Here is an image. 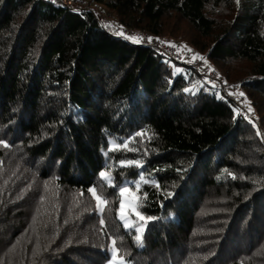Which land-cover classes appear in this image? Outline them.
Wrapping results in <instances>:
<instances>
[{
    "label": "trees",
    "instance_id": "trees-1",
    "mask_svg": "<svg viewBox=\"0 0 264 264\" xmlns=\"http://www.w3.org/2000/svg\"><path fill=\"white\" fill-rule=\"evenodd\" d=\"M84 1L189 44L258 123L93 11L0 0V264H106L111 241L124 264H264V0ZM128 183L146 220L125 227Z\"/></svg>",
    "mask_w": 264,
    "mask_h": 264
},
{
    "label": "rangeland",
    "instance_id": "rangeland-1",
    "mask_svg": "<svg viewBox=\"0 0 264 264\" xmlns=\"http://www.w3.org/2000/svg\"><path fill=\"white\" fill-rule=\"evenodd\" d=\"M93 8H95L99 14L97 16H99V18H101L102 16H105V17H111L115 20V16L114 15H111L109 13H104L102 11V8H99V7H96L95 5H92ZM115 23H118L117 20L114 21ZM171 26V25H170ZM125 28V27H123ZM129 29V28H127ZM130 29H133V28H130ZM134 32H136V38H139L140 37V34L139 33H142V34H146L145 32L143 31H140V30H134ZM175 31V30H174ZM138 32V33H137ZM191 34V32H184V35H187V37ZM147 35H144L143 37L145 38H148L146 37ZM181 36V35H179ZM172 38L169 37V35L166 33V36L162 37V38H155V39H158V41H160L162 44H166V45H169L171 46L173 49H176L178 52L184 54V55H188L189 56V59L190 61L194 62V63H199L201 64V71L202 73H205V71H208L207 74L211 76L212 73L214 78L216 77V80H213L214 83L216 84H219L220 87L222 89L225 90V92H227V94L231 95L232 97H235L236 101H237V104L241 110V112H243L248 118L255 120L257 123L258 121L256 120L257 119V115L255 114V111L251 109L250 107V104L247 102V99L245 98L244 96V92L240 89L239 85L235 84V83H232L234 82L235 78H232L231 80L232 81H228V80H225V76L224 74H222V72H220L218 70V68L216 66H214L213 63L207 61L206 59H203L201 57V55L196 51L194 50L193 48H191L189 46V44H186L184 42H182L179 38L177 37H174V36H171ZM134 38V37H132ZM134 38V39H136ZM169 38V39H167ZM151 39V38H150ZM189 39V38H187ZM187 39H184L185 41ZM152 40V39H151ZM167 40H170V42H165ZM157 41V40H156ZM157 41V42H158ZM203 69H205V71H203ZM203 76H205L203 74ZM207 77V76H205ZM115 145L113 143H110V148L111 149H114ZM107 157V156H106ZM107 186L108 185H111L112 184V180L109 178V176L106 178L105 180ZM127 188L128 191L124 193V195H121V191L123 189ZM95 190V189H94ZM96 196L100 198V200L98 201L96 197H94L92 195V192H91V196L94 200V207L97 211V213L100 215L101 218H103L104 216V213H105V210L107 208V204L109 205L108 201L105 199L106 196L103 195L100 191H96ZM116 193H118V198H119V209H118V215L120 216V218L122 219V221L126 224V225H130V224H134V225H137V223L141 220L133 214V210H135L136 212H139V206H138V195H137V189L134 190L131 188V186H129V183L128 184H123L122 186H119L118 187V190H115ZM105 193V192H103ZM107 194V193H106ZM108 195V194H107ZM121 204L124 205V209H123V216L121 215ZM140 213V212H139ZM103 222V219L101 220ZM110 254H111V259L108 263L106 264H113V258L115 257L116 258V264H124V261L123 259L120 257L119 255V251L118 249L116 248L115 244L113 243V241H111L110 243Z\"/></svg>",
    "mask_w": 264,
    "mask_h": 264
},
{
    "label": "built area",
    "instance_id": "built-area-1",
    "mask_svg": "<svg viewBox=\"0 0 264 264\" xmlns=\"http://www.w3.org/2000/svg\"><path fill=\"white\" fill-rule=\"evenodd\" d=\"M49 1H51L57 5H65L66 7L70 8L76 12L93 11L94 15L96 16V18L98 19V21L101 25L111 24L114 27L121 29L126 36L136 38V32H134L133 29L122 28L121 25H118V23L114 22L115 20L113 18H111L109 16L108 17L102 16L101 18H99V16H100L99 12L95 8L88 6L87 1H84V0H49ZM97 15H99V16H97ZM139 34H140V37L136 38L139 40V42L144 43V44H149L153 47L158 48L160 51H162L163 53L170 56L173 60H176V61L181 62V63L187 62V64L193 66L197 71H199L200 74H202V75L204 74L211 81L216 80V77H215V79H213L214 73H212L210 76L207 74L208 71H205V69H203V71H205L206 74L202 73V71L200 70L201 69L200 62L194 63V62L190 61L188 55H184V54L178 52L176 49H173L169 45L162 44L160 41H158V39H152L147 34H142V33H139ZM144 35H147L146 37H148V38L143 37Z\"/></svg>",
    "mask_w": 264,
    "mask_h": 264
},
{
    "label": "snow or ice",
    "instance_id": "snow-or-ice-1",
    "mask_svg": "<svg viewBox=\"0 0 264 264\" xmlns=\"http://www.w3.org/2000/svg\"><path fill=\"white\" fill-rule=\"evenodd\" d=\"M125 147H126V145H125ZM132 162H129V164H131ZM100 175L103 177V176H105L106 174L104 173V172H101L100 173ZM90 191L92 192V195L94 196V197H96L97 198V200L99 201L100 200V198L99 197H97L96 196V192H95V190L94 189H90ZM128 191V189L127 188H125V189H123L122 191H121V195H124V193L125 192H127ZM121 215L123 216V209H124V205L123 204H121ZM133 214L134 215H136L141 221H145L146 220V218L144 217V216H142L139 212H136L135 210H133ZM125 227H128V225H125ZM139 230L137 229V232H138ZM136 239L139 241L140 239H141V237L139 236V235H137L136 236ZM113 243H115L114 241H113ZM113 264H116V258L114 257L113 258Z\"/></svg>",
    "mask_w": 264,
    "mask_h": 264
}]
</instances>
